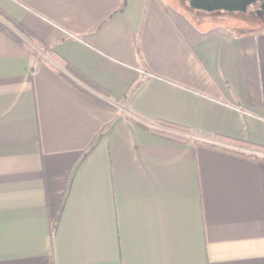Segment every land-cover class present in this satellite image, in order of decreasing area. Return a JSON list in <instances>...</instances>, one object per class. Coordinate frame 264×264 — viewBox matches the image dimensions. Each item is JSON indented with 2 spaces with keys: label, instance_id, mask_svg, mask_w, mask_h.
Segmentation results:
<instances>
[{
  "label": "crops",
  "instance_id": "1",
  "mask_svg": "<svg viewBox=\"0 0 264 264\" xmlns=\"http://www.w3.org/2000/svg\"><path fill=\"white\" fill-rule=\"evenodd\" d=\"M0 6L109 92L0 28V264H264V160L235 151L264 153L218 139L264 146V23L190 0Z\"/></svg>",
  "mask_w": 264,
  "mask_h": 264
},
{
  "label": "trees",
  "instance_id": "2",
  "mask_svg": "<svg viewBox=\"0 0 264 264\" xmlns=\"http://www.w3.org/2000/svg\"><path fill=\"white\" fill-rule=\"evenodd\" d=\"M0 14L5 17L10 23H13L14 25H16L26 36H28L29 38L33 39V41L38 44L39 46L45 47L47 48V51L49 52V55L52 57L53 60L57 61L59 64L62 65L63 68H65L69 73H71L72 75H74L75 77L81 79L83 82L87 83L90 87H92L94 90L100 91V92H104V93H109L107 90H105V88H103L100 84H98L97 82L93 81L92 79L88 78L85 74H83L80 70H78L77 68H75L74 66H72L69 62H67L62 56H60L58 53L54 52L53 49L48 48L39 38L35 37L32 33H30L24 26L23 24H21L17 19H15L10 13H8L6 10H4L1 6H0ZM0 28L5 31L7 34H9L13 39L17 40L18 42H20L21 44L25 45L34 55L38 56V52L35 48H33V46H31V44H29L24 38H22L21 36H19L16 32H14L12 30V28H10L5 22L0 20ZM41 61L43 63H45L46 65H48L49 67H51L58 75H60L66 82H68L70 85H72L73 87L77 88L79 91L83 92L85 95L96 99L94 97L93 94L89 93L85 88H81L79 87V85L75 82V80H73L68 74L65 73V71H61L55 64H53L48 58L45 57H40ZM136 123H138L139 125L148 128L149 130L155 132V133H159L183 142L189 141L190 138H187L186 136H182L173 132H168V131H161L159 129L147 126L139 121H135ZM162 124L168 125L170 127H175V128H181L180 126H177L175 124L172 123H168V122H162L160 121ZM218 139L220 141H224V142H231L234 144H238L241 146H245L247 148L252 149L253 151L256 152H263L264 153V146L262 145H258V144H253V143H249V142H245L242 140H238V139H234V138H229V137H225V136H218ZM195 142H202L200 140L195 139ZM205 143V142H204ZM207 145L213 146V147H221L219 145L216 144H210V143H206ZM224 148V147H221ZM237 153H241V154H245L250 156L251 158L254 159H262L264 160V157L259 156L256 153H244V152H240V151H235Z\"/></svg>",
  "mask_w": 264,
  "mask_h": 264
},
{
  "label": "water",
  "instance_id": "3",
  "mask_svg": "<svg viewBox=\"0 0 264 264\" xmlns=\"http://www.w3.org/2000/svg\"><path fill=\"white\" fill-rule=\"evenodd\" d=\"M258 1H262L261 11L264 12V0H190V5L196 10L209 13H238L247 12Z\"/></svg>",
  "mask_w": 264,
  "mask_h": 264
},
{
  "label": "rangeland",
  "instance_id": "4",
  "mask_svg": "<svg viewBox=\"0 0 264 264\" xmlns=\"http://www.w3.org/2000/svg\"><path fill=\"white\" fill-rule=\"evenodd\" d=\"M212 14H213L212 15L213 16L212 19L215 20L214 22H217V23H220L219 21L224 22V20H228L229 22L230 21L234 22L235 24H239L241 26H244L245 28L246 27L247 28H251V27H254V26L257 27V26L260 25L259 23H249V22H247L248 20L245 19V16L241 12H238V13H227V12L222 11V12H216V13H212ZM0 20L5 22L11 28V26H12L11 23L5 17H3L1 14H0ZM25 36L23 35V38H26V40L36 48V50H37V52L39 54L38 55L39 57L43 56V57L49 58V59L52 58L49 55V52L47 51V48L39 46L38 44H36L33 41V39L29 38L28 36H26V37ZM172 130L179 131L177 129H172ZM184 133H186V132H184ZM187 134L188 133H186V135Z\"/></svg>",
  "mask_w": 264,
  "mask_h": 264
},
{
  "label": "flooded vegetation",
  "instance_id": "5",
  "mask_svg": "<svg viewBox=\"0 0 264 264\" xmlns=\"http://www.w3.org/2000/svg\"><path fill=\"white\" fill-rule=\"evenodd\" d=\"M262 1H258L255 4L251 5L247 12H241L245 19H247L249 23H264V12L261 11Z\"/></svg>",
  "mask_w": 264,
  "mask_h": 264
}]
</instances>
